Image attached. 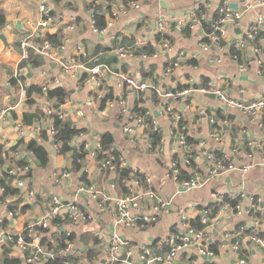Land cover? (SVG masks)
I'll return each instance as SVG.
<instances>
[{"label":"crops","instance_id":"1","mask_svg":"<svg viewBox=\"0 0 264 264\" xmlns=\"http://www.w3.org/2000/svg\"><path fill=\"white\" fill-rule=\"evenodd\" d=\"M131 1L135 0H97L96 9L102 23L106 22L114 6H128ZM222 1L139 0V9L129 8L106 34H98L90 24L92 4L86 0H0L7 19L0 28V145L3 148V162L0 163V220L3 223L0 224V234L5 231L17 235L26 226L36 224L51 205L52 197L58 196L67 202H79L94 215L86 225L63 222L56 226L52 223L44 233L54 246L58 245L59 229L74 234L71 252L80 261L84 258L78 264H105L100 246L92 261L86 256L89 248H96L94 240L90 238L92 235L101 245L103 242L108 244L114 235L118 236L123 242V256L131 252L130 260L135 264H160L158 261L146 263L141 261L140 256L145 249H149L152 256L163 255L166 250L161 246V241L174 232L186 230L184 217L197 229L209 231L218 251L201 256L195 250H188L176 259L175 264H240L242 260L246 264H264V249L246 237L239 250L233 249L241 226H250L255 218L264 219V165L258 164L264 149V116L249 118L237 109L225 106L217 97L199 92L192 93L186 103L165 100L158 93L155 96L152 90L138 92L126 88L119 84L116 76L107 77L102 85L105 97L112 94L113 98H104L95 108H89L85 103L94 93V86L83 81L84 75L72 76L62 70V62L80 63L86 67L106 64L118 72L132 74L137 80L153 85L158 92L188 88L212 80L234 98L251 101L264 96V75L258 73L259 60L263 62L264 69V36L250 42L246 48L238 50L237 47L254 17L264 15V6L257 5L258 0H228L232 5L236 4L239 10L245 11L240 27L229 26L225 38L218 44L208 50L202 47L203 43L208 42L211 31L205 28L203 21H213ZM42 3L47 4L53 21L49 28L34 31L28 22L36 23L43 17L40 9ZM249 5L253 6L247 9ZM193 13L196 18L191 17ZM159 17H165L171 23L167 36L172 48L164 53L160 51L158 41L161 38L157 26ZM57 31L63 34L62 46L60 50L52 47L54 58L50 59L40 53L47 40L39 42L35 36L44 37ZM23 39L30 42V55L40 63L39 66H20L23 62ZM66 39L69 41L66 42ZM78 46L82 49L78 50ZM147 46L154 47L158 54L142 58L135 54L122 57L117 52L121 47L137 51ZM255 46L262 48L260 56L253 52ZM233 48L236 51H232ZM232 53H239L240 59H232ZM218 58L222 61H212ZM175 62L179 64L177 67H173ZM241 65H247L248 71L240 72ZM168 66L173 67L170 74L165 73ZM17 72L22 75L26 86H47L48 91L62 87L68 92V98L63 103L64 120L84 132L81 141L94 147L103 133L113 135V147L122 153L127 167L150 175L151 187L170 200L169 209L160 215L157 222L142 230L115 224L113 199L129 192L127 180L124 181V192L115 168H105L101 161L88 155L82 156V167L76 171L73 160L75 150H79L77 142H68L59 147L50 131L53 120L47 114V106L57 105V99L45 92H33L30 97L22 98L21 85L14 86L11 82ZM140 94L144 101L138 106L150 111L161 126V141L157 145L147 137L145 130H137L133 135L124 131L130 116L137 115L133 110ZM165 105L172 106L182 115L189 138L186 148L181 147L172 136L176 123L165 113ZM7 108L10 110L2 116L1 112ZM105 108L106 116L102 114ZM80 109L85 111L84 116L80 115ZM216 136L220 140H216ZM133 139L138 142L136 147ZM33 140L46 149L47 164L43 165L28 149V144ZM205 149L228 156L237 169L209 177L201 186L190 189L169 177L168 170L173 162L179 163L183 180L187 179L183 176H190L188 179L194 177L197 171L206 176L208 169L202 158L198 163L184 162L187 153L198 154ZM65 172L70 176L63 177ZM84 174L85 180L82 179ZM20 180L24 185L18 184ZM2 182L10 187L7 195L1 189ZM81 183L94 185L99 193L112 198L107 201V211L100 212L98 202L88 201L84 194L78 192ZM14 189H19L20 193H14ZM232 192L260 197L261 201L252 210L249 198L243 199L244 212L236 215L233 209L218 202L220 196L227 197ZM192 205L195 206L193 209ZM215 206L218 212L213 217L217 218L218 223L208 227L202 223L203 213L205 209H210L213 214ZM141 210L152 213L151 202H145ZM8 248L10 252H7ZM26 255L17 246L0 244V264H5L7 257L19 258L23 264H31L27 262ZM33 264L43 263L39 260Z\"/></svg>","mask_w":264,"mask_h":264},{"label":"built area","instance_id":"2","mask_svg":"<svg viewBox=\"0 0 264 264\" xmlns=\"http://www.w3.org/2000/svg\"><path fill=\"white\" fill-rule=\"evenodd\" d=\"M86 1L92 4L89 19L93 31L98 34H106L111 27H113L114 24L128 12L129 8L139 9L141 7L139 0L131 1L128 6H114L110 10L106 22L102 23L101 17L96 9L97 0ZM257 5L264 6V0H258ZM252 6L253 5H249L247 9ZM40 9L43 13V17L36 23L28 22V24H31L34 31L49 28L53 21V16L48 13L46 3H42ZM244 13V10L234 8L228 0H223L216 9V17L211 22V31L208 33V42L203 43V49L208 50L212 45L218 44L223 38H225L229 26L239 28ZM191 17L196 18V14L193 13ZM179 23H182L181 20H179ZM170 24V21L165 17H159L157 21V26L161 31L162 39L160 40L159 45L162 53L170 51L172 48V43L167 36ZM189 26L191 27L192 25L190 24ZM260 36H264V15L262 14H258L254 17L250 23L245 35L237 44L238 50L246 48L250 42L255 41ZM68 41L69 39H66V42ZM21 46L22 56L25 60L29 58L31 44L27 39H23ZM81 49L82 47L78 46V50ZM134 51L133 48L121 47L117 52L120 56L126 57L127 55L135 54L136 51ZM253 52L260 56L262 48L255 46L253 48ZM40 53L46 55L50 59L54 58L52 45L49 41L43 45ZM157 54L158 52L156 50L151 55ZM138 56L146 58L150 56V54L142 53ZM230 57L234 60H239L240 54L232 53ZM212 61L221 62L222 59L218 58L216 60L213 59ZM178 65L179 64L177 62L173 63V67H177ZM258 66V73L264 75L263 62L261 60L258 61ZM173 67H166L165 73L170 74ZM62 70L72 76L84 75L85 83L92 84L94 86V96L88 99L85 103L86 107L89 108H95L97 102L100 103L103 100V92L100 90V87L102 86L104 79H106L109 75H112L119 78V84L122 86L127 85L128 88L138 92L152 90L156 94L158 93L159 96L165 100L172 99L180 103H186L192 93L199 92L202 94H211L217 97L218 100L225 106L237 109L249 118L258 119L264 116V96L251 101L234 98L212 80L200 82L199 84L188 88H178L175 90L158 92L156 87L153 85L137 80L132 74L118 72L106 64H97L92 67H86L80 63L62 62ZM247 71V65L240 66V72L245 73ZM14 78L17 79L21 85V97L26 99V84L22 75L17 72L15 73ZM56 81L59 82L58 79H56ZM42 90L43 92H46L47 86H43ZM9 110L10 108L4 109L1 112V115L5 116ZM123 110L126 111L125 108ZM164 111L176 123V129L172 132V136L177 139V142L181 147L186 148L188 146L189 138L186 134V127L182 123V115L175 111L170 105H165ZM79 113L84 116L85 111L80 109ZM47 114L52 118L53 122L56 117L64 120L66 116L63 104L61 103L57 105H48ZM102 114L105 116L107 115L106 108L102 110ZM53 122L50 126V131L54 136L57 133V130L55 129ZM137 130H145L149 139H151L154 134L160 135L161 141V126L150 111H145L140 115L130 116V121L124 126V131L129 135H133L137 132ZM83 136L84 132H79L74 136L72 141L77 142L76 146L79 150L82 151V147L85 149V151L81 154L97 158V155L101 150L100 142L98 145L92 147L88 142L80 140ZM215 139L220 140L218 136H216ZM63 144V141H57V146L60 147ZM133 145L135 147L138 145L136 139H133ZM249 156L252 155L250 154ZM200 158L205 161L207 166L208 172L206 176L201 173V171H197L198 173H196L194 177L183 180L181 179L182 170L179 163L173 162L168 170L169 177L174 181L179 182L181 186L190 189L201 186L209 177L217 176L237 169V166L230 162L228 156L217 155L216 153L206 149L198 154L187 153L184 157V162L186 164H190L192 162L198 163ZM78 161L81 162L82 160ZM116 164H119L120 167H127L126 160L122 153H119L117 157L112 152L107 153L106 158L103 160V166L115 168ZM258 164L264 165V149L262 150ZM62 175L63 177H69L70 173L65 172ZM18 184L22 186L24 185V182L20 180L18 181ZM151 184L152 178L150 175L145 174L138 169H131L130 177L127 179L129 192L121 198L113 199L115 209L113 210L112 216L116 225L134 227L140 230L146 229L152 223L157 222L160 215L169 209L171 204L170 200L165 199L161 194L153 189ZM1 189L4 190L3 187H1ZM78 192L84 194L88 201L98 202L99 211L102 213L107 211V201L112 200V198L108 195L99 193L95 186L91 184L88 185L86 183H81L78 187ZM245 198H249L252 210H254L257 204L261 201L260 197L249 196L241 192H232L227 196V198L220 196L218 202L223 206H228L230 209H233L236 215H240L244 212L241 202ZM226 199H228V201H225ZM149 201L151 202L153 211L152 213H145L141 209L143 204ZM233 201H236L235 205L231 204ZM194 207L195 206L192 205V209ZM93 217L94 215L79 202H67L58 196H53L51 205L47 208L42 218L36 224L26 226L24 230L17 235L2 231L0 234V244L17 246L20 250L27 254L26 260L28 263L33 264L36 263V261L41 260L42 263L45 264L47 260L54 257V253L42 245V239L44 237V233L46 230L50 229V226L52 223L54 224V221H58V223L55 224L56 226H59L63 222L78 225L89 223L93 220ZM183 221H185L184 226L186 227L184 232H174L172 235L161 241V246L166 250L163 255L152 256L151 251L149 249H145L143 254L140 256L141 261H145L146 263L158 261L160 264H175L176 259L188 250H195L201 256L214 254V251L211 249V245L213 244L211 240V233L207 230L197 229L188 222L186 217L183 218ZM2 223L3 220H0V224ZM202 223L209 227L218 223V220L216 217L212 216L210 209H205L202 217ZM66 233L67 236L72 234L70 231H66ZM244 237L249 239L258 247L264 249V219L255 218L250 226L243 225L240 227L233 243L234 250L240 249L241 242ZM122 245V240L116 235L113 236L108 244L107 242L102 243L105 264H135L130 260L131 252H129L126 256H123ZM72 247V241H66V248L64 249V252H70ZM189 264L197 263L191 262ZM240 264H246V261L242 260Z\"/></svg>","mask_w":264,"mask_h":264},{"label":"trees","instance_id":"3","mask_svg":"<svg viewBox=\"0 0 264 264\" xmlns=\"http://www.w3.org/2000/svg\"><path fill=\"white\" fill-rule=\"evenodd\" d=\"M50 14H52V13H50ZM6 22H7V19L5 16V12H4L3 7L0 4V28H2L6 24ZM203 22H204L205 28L208 31H210L211 30V23H209L208 21H203ZM62 37H63L62 32L57 31V33H55V34H46L44 37L35 36V39L39 42L42 40L43 41L47 40L51 43L53 48L60 50L61 46H62ZM161 39L162 38L159 37L158 41H160ZM155 51L156 50L154 47L147 46V47H144L142 49L137 50L135 52V54L140 55L142 53H147V54L151 55ZM232 51H236V48H233ZM29 64H31L32 66H39L40 63L37 62L36 60H34L31 55H29V58L23 60V62L21 63L20 66L26 68ZM11 82L14 86H18V84H19L18 80L15 78L12 79ZM26 91H27V96H29V97L31 96V94L33 92L43 93L42 87L37 88L34 86H26ZM45 93H47L49 95V97L57 99L58 104H60V103L63 104L65 102V100L68 98V92L62 87L50 89L49 91L46 90ZM155 96H157L156 93H155ZM104 98L105 99H108V98L111 99V98H113V95L109 94L108 97L104 96L103 100H104ZM143 101H144V97L142 94H140V97L136 101V107L133 110L134 113H136L137 115H140V114L145 112V110H143L141 107L138 106ZM53 125H54L55 129L57 130V133L53 136L55 142H57L58 140L63 141L64 143L71 142L77 133L82 132L81 130H79L75 126H73L71 123H69L65 120L59 119V117H56L54 119ZM42 135H43V137H45L44 132L42 133ZM151 139H152V143L154 145H157L160 141V137L157 134L152 135ZM114 142H115V140H114V137L111 133L106 132V133H103L101 135V139H100L101 150L97 155V159L99 161L104 160L106 158V154L109 152H112L116 157L119 155L120 152H118L113 147ZM28 149L31 152H33L37 158H39L41 160L43 165L47 164L48 153L42 144L33 140L28 144ZM2 151H3V148L0 145V163L3 162ZM84 151H85V149H83V147H82V151L81 150H75L73 163H74V168L76 171H79L82 167L81 162H79L78 160H82V156H84V154H81V153H83ZM217 155H220V154H217ZM107 168H110V167H107ZM115 170L119 174V181H120L119 184L121 185V187L123 188V190L125 192L126 188H125V182L124 181H126L130 177L131 169L128 167H120L119 164H116ZM184 174L187 175L186 173H184ZM189 177L190 176H185V177L183 176L182 178L188 179ZM82 179L83 180L86 179V174H84L82 176ZM2 186L5 190L4 191L5 195H7L10 191V187H8L3 182H2ZM13 192L19 194L20 190L14 189ZM225 201H228V199H226ZM231 204L235 205L236 201H233ZM217 212H218V207L215 206L212 216H214ZM56 223H58L57 220L54 221V224H56ZM59 232H60V238L58 239V245H56V246L53 245L51 239L48 236H44L42 239V245L54 253V257L47 260L45 264H77L76 263L77 258L74 254H72L70 252H64V249L66 248V241L74 240L75 235L71 234L70 236H67V233L65 231L60 230V229H59ZM84 237H86V236H84ZM90 238L94 240L95 245L99 242L98 239L94 236H91ZM217 247H218L217 244L211 245V249L215 253L218 251ZM7 252H10V248H8ZM97 253H98L97 248H89L86 251V256H87L89 261H92L96 257ZM5 264H23V263H22V260L19 258L7 257L5 260Z\"/></svg>","mask_w":264,"mask_h":264},{"label":"rangeland","instance_id":"4","mask_svg":"<svg viewBox=\"0 0 264 264\" xmlns=\"http://www.w3.org/2000/svg\"><path fill=\"white\" fill-rule=\"evenodd\" d=\"M24 60V59H23ZM23 68V67H22ZM109 76H112V75H109ZM108 76V77H109ZM83 81H84V78H83ZM85 82V81H84ZM104 83H102V85H103ZM125 87L126 88H128V86L127 85H125ZM100 90L103 92V97L105 96L104 95V87L103 86H101L100 87ZM94 96V94H92L88 99H90L91 97H93ZM97 104H99L98 102H97ZM52 119V118H51ZM72 142V141H71ZM56 144H57V142H56ZM65 144V143H64ZM101 165L103 166V160L101 161ZM103 167H105V166H103ZM105 168H107V167H105ZM89 183V182H88ZM88 183H86V184H88ZM85 225L87 224V223H84ZM74 225V224H73ZM78 225H81V224H78ZM137 229V228H136ZM92 236H94V235H92ZM72 241V243H73V240H71ZM94 242V241H93ZM98 246H100V248H101V254H102V256H104V254H103V249H102V245L100 244V242H98L96 245H95V247L98 249ZM70 253H72L71 251H70ZM72 254H74V253H72ZM99 258V257H98ZM82 260H84V258L82 259ZM81 260V261H82ZM81 261L79 260V258L77 259V264L78 263H81ZM105 263V262H104Z\"/></svg>","mask_w":264,"mask_h":264},{"label":"water","instance_id":"5","mask_svg":"<svg viewBox=\"0 0 264 264\" xmlns=\"http://www.w3.org/2000/svg\"><path fill=\"white\" fill-rule=\"evenodd\" d=\"M234 8H237V5H232ZM2 38L5 40L4 36H2Z\"/></svg>","mask_w":264,"mask_h":264}]
</instances>
